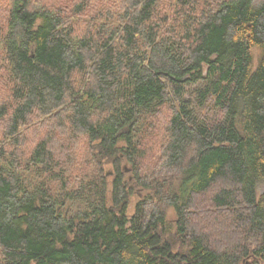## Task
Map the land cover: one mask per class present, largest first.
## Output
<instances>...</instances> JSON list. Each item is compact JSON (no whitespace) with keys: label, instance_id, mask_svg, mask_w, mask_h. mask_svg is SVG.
Here are the masks:
<instances>
[{"label":"trees","instance_id":"16d2710c","mask_svg":"<svg viewBox=\"0 0 264 264\" xmlns=\"http://www.w3.org/2000/svg\"><path fill=\"white\" fill-rule=\"evenodd\" d=\"M0 264H264V0H0Z\"/></svg>","mask_w":264,"mask_h":264},{"label":"rangeland","instance_id":"374dc122","mask_svg":"<svg viewBox=\"0 0 264 264\" xmlns=\"http://www.w3.org/2000/svg\"><path fill=\"white\" fill-rule=\"evenodd\" d=\"M254 1H255V3L260 2V0H254ZM169 216H170V217L172 216V211H170Z\"/></svg>","mask_w":264,"mask_h":264}]
</instances>
